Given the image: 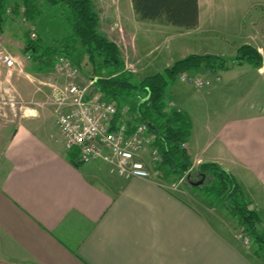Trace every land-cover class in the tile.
Segmentation results:
<instances>
[{"label":"crops","instance_id":"1","mask_svg":"<svg viewBox=\"0 0 264 264\" xmlns=\"http://www.w3.org/2000/svg\"><path fill=\"white\" fill-rule=\"evenodd\" d=\"M197 2L193 29L137 18L141 36L163 45L143 71L172 54L163 44L170 36L157 38L152 32L169 33L171 27L189 32L176 37L184 40L173 51L179 58L172 55L146 76L188 54L232 58L239 46L251 43L245 23L251 11L264 10V0ZM1 33L2 26L3 43ZM18 66L0 63L17 95L38 101L42 91L44 103L55 106L57 85L42 79L47 69ZM191 78L208 83L197 87ZM178 81L187 85L188 101L173 99L169 86L168 103L190 117L185 146L191 169L198 172L199 164L212 162L229 171L264 223V63L217 72L200 68ZM42 118L36 111L12 124L7 115V126H0V264H260L234 241L237 222L227 211L199 208L193 192L160 177L124 179L103 162L74 166L59 132L54 135Z\"/></svg>","mask_w":264,"mask_h":264},{"label":"trees","instance_id":"2","mask_svg":"<svg viewBox=\"0 0 264 264\" xmlns=\"http://www.w3.org/2000/svg\"><path fill=\"white\" fill-rule=\"evenodd\" d=\"M198 0H130L134 14L141 21H155L160 24L193 29L198 24ZM7 0H0V21L6 14ZM44 5H59L67 8L70 33L64 35L54 45H44L41 38H30L24 34V51L29 52L35 62L33 70H43L56 63L57 56L70 59L75 53V43L84 47L91 61L98 59L96 72L107 74L95 78L93 90L117 106L131 98L129 109L141 120H149L156 138L154 145L160 151L159 168H165L161 178H180L192 166L186 150L190 136L191 120L187 113L168 106L167 88L188 71L200 68L209 71L227 70L233 65L247 63L260 66L263 60L259 52L248 44L238 47L233 58L213 54H188L171 63L170 66L154 74L136 80L124 66L117 45L98 32V18L93 10L92 0H20L19 5L10 8V15L22 14L26 21L35 20ZM133 92L143 94L133 99ZM72 162V158L70 157ZM74 166H80L73 163ZM200 176H208L207 184L202 182L191 187L202 191L212 201H218L224 210L235 219L239 228L250 235L256 243L264 242V223L251 208L234 176L220 165L212 162L199 164Z\"/></svg>","mask_w":264,"mask_h":264},{"label":"rangeland","instance_id":"3","mask_svg":"<svg viewBox=\"0 0 264 264\" xmlns=\"http://www.w3.org/2000/svg\"><path fill=\"white\" fill-rule=\"evenodd\" d=\"M128 1L129 0H92V6L94 12L96 13V18H98V26L96 30H98L100 34L117 45L121 59L124 62V66H126V68L132 73L134 76L133 78L139 80L140 78L146 76L147 73L154 72L158 67L164 65L167 63V61H170V59L173 58L172 55H175L176 57L177 55L179 56L180 54H176L177 52L174 54L173 51H178V44L183 43L184 40L181 42V39L177 40L176 37L179 34L188 35L189 32L183 30L179 32L175 27H171L173 29H171L169 33H166V31L152 32L153 36L155 35L157 38H161L164 33L165 35L168 34L170 36V38L164 39L163 44L166 48L169 47L172 50V54H170V57H168L167 60L160 63V66L158 65L159 61L157 60L155 67L152 65V67L143 71V65L150 64V62H152L154 57L158 54V51L163 50V48L158 49V46L163 45L158 44L157 41H146L147 39L142 37L144 34H142L140 30L135 29V25L137 24L138 20L137 16L133 13L130 5L128 4ZM19 4L20 0H7V8L5 9L6 14L1 18L0 21V28L2 26L1 38L3 41L2 43L0 40V44H2L1 47L4 45V48L7 49L9 53H11L13 56H16L17 64H19L20 67L29 69L30 66V69L32 70L34 69L35 62L33 61L30 53L24 51L22 46L23 42L25 44L24 34L28 33L30 38H35L36 36L40 37L44 45H54V41L58 42L64 35L70 33L67 21L68 10L67 8L65 9L64 7H59V5H54V7L50 5H44L42 7L41 14L37 16L35 20L26 21L22 14H18L17 16L10 15V8H13L14 5ZM246 22L247 23H245V27H248V31L251 32V43L248 45L252 46V48H255L259 52L264 63V10L257 8L251 11V14L248 15ZM160 42H162V40H160ZM188 47H191V45L186 44V49H188ZM166 48H164L163 55H161L162 57H165L167 54L168 50ZM75 50V53L70 57V59L69 57L66 59L73 68L77 69V73L70 77L65 71L62 72L55 69V63L52 67L46 68L47 71H45L42 77L44 82L54 83L57 85V88H63L69 82H76L81 86H86L90 81L94 82V79L100 75L105 76L107 74L104 70L100 71L99 74L96 72L95 66L99 60L95 59L94 61H91L84 47L81 46L79 42L75 43ZM58 57L60 56H57V58ZM156 58L158 59L159 56ZM243 64L247 65V63ZM18 67L12 70V75L16 73L15 70H17ZM163 69L164 68L161 70ZM4 75L5 71L0 73V114H4L1 118H5V120H0V126H7V115L9 118H11L10 120H12V124H14L17 121L16 119L22 117V115L34 114L37 111L41 113L46 128H50L54 135H58L54 118L55 106H52L50 103H44L48 99L47 96H41L40 93L42 91H39L40 93H37L38 101H23L20 95H17L18 93L12 87L10 80L7 81L4 79ZM193 80V78L189 79V83H193ZM32 82L33 84H38L37 80H33ZM18 83L19 85H22L21 87L26 88L27 83L23 81ZM42 86L43 88H49L50 85L44 84ZM169 86L168 89L173 95V99L176 101L179 99L180 101H188V96L185 94L186 92H184L187 91V85H185V83H181L177 79ZM32 88H34V86ZM45 91L43 94H45ZM195 92L196 91L192 90V95H195ZM223 94H230V96H233L230 91H225ZM142 95L143 94L139 92H133L132 98L137 99ZM167 97L169 102L168 93ZM126 101L127 102H125V104L129 105L131 98H127ZM145 159L147 164L153 167V171H155L158 176L160 175L161 177L162 174H164L165 168H159V166H154L151 164L152 160L149 154L145 153ZM190 169L187 173H185L184 176L180 178L169 176L164 180L168 181L170 184H172V186L178 185L181 187L184 185L187 191L193 192L197 198L200 199V203L202 204V206L198 205L199 208L204 210L210 209L212 211L216 209L218 212L223 214V212L226 210L223 209L218 201H212L202 191L193 189L190 185L191 183H189L192 182V184H197V182L201 181L203 184H207L211 178H208V176H200L197 174L198 172H196L195 168L193 170ZM186 175H188L189 182L184 180ZM236 232L237 234L234 237V241L238 244V246H241L242 249L247 251L260 264H264V242L262 244L256 243L250 235H246L239 228L238 224Z\"/></svg>","mask_w":264,"mask_h":264},{"label":"built area","instance_id":"4","mask_svg":"<svg viewBox=\"0 0 264 264\" xmlns=\"http://www.w3.org/2000/svg\"><path fill=\"white\" fill-rule=\"evenodd\" d=\"M56 60L55 69L65 71L70 77L77 73L65 57ZM0 63L7 68L17 64L1 44ZM207 83L193 80L197 87H205ZM55 92V126L73 163L103 162L124 179L160 177L145 159L147 153L151 164L158 166L160 162V151L154 145L156 136L149 120H141L128 104L117 106L105 99L93 90V81L86 86L69 82Z\"/></svg>","mask_w":264,"mask_h":264},{"label":"water","instance_id":"5","mask_svg":"<svg viewBox=\"0 0 264 264\" xmlns=\"http://www.w3.org/2000/svg\"><path fill=\"white\" fill-rule=\"evenodd\" d=\"M187 180H188V176H187ZM199 183H201V181H200V182H197V184H199ZM194 184H196V183H194ZM197 184H196V185H197Z\"/></svg>","mask_w":264,"mask_h":264}]
</instances>
